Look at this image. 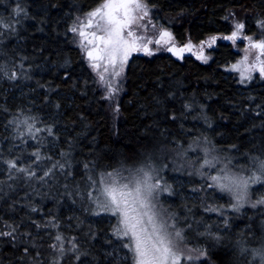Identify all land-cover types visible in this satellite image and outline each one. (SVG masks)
<instances>
[{"label":"trees","instance_id":"obj_1","mask_svg":"<svg viewBox=\"0 0 264 264\" xmlns=\"http://www.w3.org/2000/svg\"><path fill=\"white\" fill-rule=\"evenodd\" d=\"M101 2L0 0V19L10 21L15 29H0V65L8 73L16 71L19 77L11 80L0 75V156L4 160L18 157L19 165L25 166L34 160L31 153L39 148L42 157L52 159H42L38 167L31 165L38 175L56 160L64 162L62 152L69 153L72 166V176L57 171L40 182L22 178L23 174L9 179L6 164L0 163V231L9 230L5 225L16 229L14 240L0 236V264H51L57 253L47 245L55 243L52 236L56 232L66 238L65 248L70 247L67 238H78L80 250L88 254L84 264H131L130 259L118 258L111 251L112 244L122 243L111 235L116 218L92 216L85 210L92 205L80 198L87 171L83 165L88 163L99 179L100 173L117 169L128 175L127 169L135 170L151 161L171 185L172 197H161V201L175 204L178 220L185 218L193 225L187 248L206 246L205 258L188 263L247 264L250 254L241 257L238 253L241 247L251 249L250 238L260 239V248H264V206L252 208L246 203L241 211H231V197L207 188L210 181L197 174L205 147L210 152L215 149L212 154L225 158L223 163L230 158L229 167L247 176L249 169H256L250 158L264 159V81L240 88L225 71L227 64L240 57L243 43L234 46L218 40L208 52L211 58L207 64L192 56L173 58L167 52L135 55L119 78L118 93L104 99L106 89L98 83L68 31L78 16ZM144 3L149 9L145 22L149 18L152 21L150 31L167 29L180 44L229 35L239 22H245V32H257L261 30L258 22L264 20V0ZM18 6L26 15H15ZM28 117L36 118L38 128L51 127L54 137L41 132L39 141L43 143L28 137L18 139L8 122ZM181 156L184 164L177 161ZM200 171L217 174L211 168ZM261 184H256L260 185L256 187L260 195L257 190L250 193L252 201L264 198ZM77 185L81 186L79 191ZM205 205L223 206L224 214L207 212ZM210 218H215V223L211 222L209 229L205 225ZM49 220L59 222L60 228L50 224L37 228ZM71 255L62 257L60 264H80L69 260Z\"/></svg>","mask_w":264,"mask_h":264},{"label":"snow or ice","instance_id":"obj_2","mask_svg":"<svg viewBox=\"0 0 264 264\" xmlns=\"http://www.w3.org/2000/svg\"><path fill=\"white\" fill-rule=\"evenodd\" d=\"M23 9L18 6L14 9L16 16H20ZM26 15V12H23ZM149 9L144 0H102L94 10L87 12L83 16H78L73 25L68 29L73 34L76 47L81 50L88 67L98 77V83L106 89L104 99H111L118 93L117 84L119 78L125 72L128 61L134 53H143L151 56L156 50L165 48L167 52L183 59L185 53H190L197 60L207 64L211 58L205 55V47L212 48L217 40L223 39L230 41L234 46L237 40L246 41L243 47L244 55L237 63L231 64L225 71H232L239 74V82L244 84L253 79L254 73H259V77L264 79V38H255L252 35H245L243 23H236L235 30L229 35L211 36L208 40L202 41L199 46L194 45L191 40L182 46H177L172 33L166 29H161L159 34L150 37L147 35L148 26L152 24L149 18ZM257 26L264 30V20L258 22ZM154 28L155 25H152ZM0 29L15 30L10 21L0 19ZM155 45L156 49L150 47ZM194 49H197L194 51ZM251 58V59H250ZM23 68V65H21ZM0 75H7L9 79H18V73L5 71V67L0 65ZM190 110L191 106L186 105ZM116 111H119L118 107ZM172 119H176L175 116ZM36 118L28 117L24 119H14L8 122L14 126L17 138L24 140L28 137L39 141V134L46 132L47 136L54 137L51 127H36ZM31 121V122H30ZM21 126L24 131H21ZM192 149V146H189ZM194 150V149H192ZM203 163L197 168L198 174L210 183L207 188L215 189L217 192L231 197L234 203L229 205L231 211H239L249 204L252 208L264 206V198L256 201L251 200L249 189L257 183H264V159L259 156L251 157V161L256 165L255 170L250 171V175L245 178L239 172L233 171L229 167L231 159L227 158V163H223L225 158L219 155H213L215 149L210 150L205 147ZM64 162L56 160L49 165L39 175L31 167L32 164L42 159L51 160V156L42 157L41 151L37 148L31 153L33 161L20 166L19 158H10L4 160L0 156V163L6 164V171L9 173V179L21 178L16 174H23L22 178L45 182L57 171L68 177L72 176L71 162L68 160L69 153L62 152ZM182 155V153H181ZM67 164V168H66ZM218 164H222L217 168ZM166 168L167 165H164ZM83 168L86 171L85 184L81 200L92 205L85 210L92 216L109 215L116 218V223L111 233L116 239L122 241L119 247L126 249L130 256H125V260H131V264H182V261H195L206 257V252L201 248H187L188 237L184 229L177 227L176 223H170L175 216L168 214V209L164 208L160 202L162 193L171 195V185L164 181V177L159 175V170L154 168L151 162L136 168L127 169L128 175L117 169L100 173L99 179L92 174L89 164L85 163ZM203 168L216 169L215 175H208L200 171ZM192 175L191 172L187 173ZM163 181V183H162ZM0 183H3L0 181ZM68 187L67 184L64 185ZM79 191L80 185H77ZM197 191V189H193ZM69 196L72 193H68ZM73 203H76L73 200ZM36 212L37 209H31ZM205 211L210 213L224 214L223 206L212 207L205 205ZM35 223V222H34ZM52 225L53 228H60L59 222L49 220L47 224H37V228ZM8 227V231H0V236L11 237L15 239L16 229ZM192 225L189 224L188 228ZM227 227V220H225ZM94 238V236L92 237ZM52 239L55 243H49L47 246L57 255L52 259L51 264H60L61 258L71 253L69 260L79 261L84 264L88 254L80 250L77 237L67 238L70 247L65 248L66 238L62 233L56 232ZM215 239L219 241L220 237ZM111 243V241H109ZM246 251L241 247V253ZM24 253L29 254V249L24 248ZM194 253V254H193ZM40 255V253H37ZM109 255H111L109 253ZM253 259H259L260 264H264V248L253 250ZM119 264V262H117Z\"/></svg>","mask_w":264,"mask_h":264},{"label":"rangeland","instance_id":"obj_3","mask_svg":"<svg viewBox=\"0 0 264 264\" xmlns=\"http://www.w3.org/2000/svg\"><path fill=\"white\" fill-rule=\"evenodd\" d=\"M147 18V17H146ZM145 18V19H146ZM239 23H243L245 26H246V24H245V22H239ZM158 29H163V28H158ZM167 30V29H166ZM169 31V30H168ZM246 30L244 29V34L245 35H252L253 37H254V39L255 38H260V36L262 37V38H264L263 36H264V33L262 32L263 30L261 29V30H258L257 32H245ZM159 34V31L157 30V31H154L153 33L150 31V27L148 26V30H147V35L148 36H150V37H154V36H156V35H158ZM173 35V34H172ZM174 37V36H173ZM174 39H175V37H174ZM209 38H207L206 40H208ZM205 40V41H206ZM218 41V40H217ZM175 42H176V44H177V46H182V45H184V44H186V43H184V44H180L179 42H177V40L175 39ZM192 42V41H191ZM230 42V41H229ZM238 42H240V43H243V46L241 47V54H240V57L237 59V61L236 62H234V63H237L240 59H242V57H243V55H244V52H243V47L246 45V41H243V40H237V42L236 43H238ZM194 45H196V46H199V44L201 43H196V42H192ZM217 44V43H216ZM216 46V45H215ZM215 46H213L212 48H207V47H205V55H209L208 54V52L211 50V49H213ZM150 47L151 48H153V49H156V46L155 45H150ZM195 50H197V49H194V51ZM155 52H167L166 51V49L165 48H160L159 50H156ZM167 53H169V52H167ZM140 56V55H144L143 53H134L131 57H133V56ZM169 55L170 56H172L173 58H177L176 56H173L171 53H169ZM186 56H192L193 58H195L196 59V57L194 56V55H192V54H190V53H185L184 54V56H183V58L184 57H186ZM131 59V58H130ZM129 59V60H130ZM178 59V58H177ZM251 59V58H250ZM129 62V61H128ZM231 64H233V63H229V64H227L226 66H225V69L226 68H228V67H230L231 66ZM227 72V74H229V75H232L236 80H237V83H238V86H240V87H242V88H244V87H248L249 85H251V84H254V83H256L257 81H264V79H262V78H260L259 77V73H254L253 74V79L251 80V81H246L244 84H241L240 82H239V74L238 73H236V72H232V71H226ZM200 146H201V144H200ZM9 148H11L10 146H9ZM9 152H11V151H9ZM10 154V153H9ZM178 158V157H177ZM177 161H180L181 163H183L184 164V162H185V158H183L182 156L179 158V160H177ZM175 162V161H174ZM179 165H181L180 163H179ZM187 165V164H186ZM178 166V165H177ZM180 167V166H179ZM181 167H182V165H181ZM3 172V168H2V166L0 165V173H2ZM198 174V173H197ZM242 175H244L245 176V178H247L248 176L247 175H245V174H242ZM162 183H163V181H162ZM256 184H254V185H252L251 186V188L249 189V192L250 193H253V191L255 192V190H257L255 193L257 194V195H260V188H256V187H258V186H260V185H263V184H261L260 183V185H256ZM190 196H192V195H190ZM161 197H165V199H168V198H170V197H172V193H171V195H169L168 193H162L161 194V196H160V202H161V204H163V206H164V208H167L168 209V214H170V215H173V216H175V219L174 220H171L170 221V223H176L177 224V227H180V228H182V229H184V231H185V234L187 235V237L188 238H191L192 236H193V228L191 227V228H188V225L190 224H188L187 223V221L185 220V218L183 219V218H180L181 219V221H179L178 220V217H177V209H176V207H175V204H165L164 202H162L161 200ZM220 197L218 196V199H219ZM180 199V198H179ZM220 200V199H219ZM231 203H234V201H232V202H230V204ZM245 207V206H244ZM243 207V208H244ZM243 208H241L239 211H241ZM236 212H238V211H236ZM215 221V218H210V220H208V222L206 221V228H212V226H213V223H211V222H214ZM114 223H116V220L114 221ZM215 223V222H214ZM220 225L222 224V222H220L219 223ZM215 225H217V224H215ZM115 226V225H114ZM193 226V225H192ZM114 228V227H113ZM108 237V236H107ZM119 245H120V243H114V244H112V248H111V251H113V254L114 255H116L118 258H121V259H124L125 258V256H130L131 254L130 253H128L127 252V250L126 249H123V248H121V247H119ZM249 245H250V248L251 249H249V251H248V249L247 248H244V249H246V251H244L243 253H241V251L238 253V255L239 256H241L242 257V255L243 254H250L249 255V257H248V255H247V257H248V261H247V264H260V260L257 258V259H253L252 258V255H253V250H255V249H261L260 248V239H253V238H250V242H249ZM202 247V249L203 250H207L206 249V246L205 245H203V244H200L199 245V247ZM264 246V245H263ZM191 263H192V261H190ZM182 264H189L188 262H184V261H182Z\"/></svg>","mask_w":264,"mask_h":264},{"label":"bare ground","instance_id":"obj_4","mask_svg":"<svg viewBox=\"0 0 264 264\" xmlns=\"http://www.w3.org/2000/svg\"><path fill=\"white\" fill-rule=\"evenodd\" d=\"M240 88H241V87H240ZM186 131H187V130H186ZM190 133H191V132H190ZM178 143H179V142H178ZM189 145H190V144H189ZM191 146H192V145H191ZM230 150H231V149H230ZM151 162H152V161H151ZM173 163H174V162H173ZM160 166H161V165H160ZM160 166H159V167H160ZM228 209H229V208H228ZM228 217H229V216H228ZM249 247H250V246H249ZM247 248H248V247H247ZM250 254H251V253H250Z\"/></svg>","mask_w":264,"mask_h":264}]
</instances>
